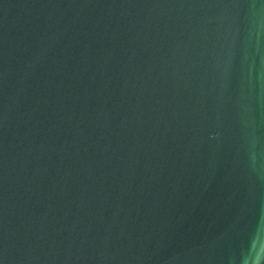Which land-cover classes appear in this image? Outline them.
<instances>
[{
    "label": "water",
    "instance_id": "95a60500",
    "mask_svg": "<svg viewBox=\"0 0 264 264\" xmlns=\"http://www.w3.org/2000/svg\"><path fill=\"white\" fill-rule=\"evenodd\" d=\"M0 264H264V0H0Z\"/></svg>",
    "mask_w": 264,
    "mask_h": 264
}]
</instances>
